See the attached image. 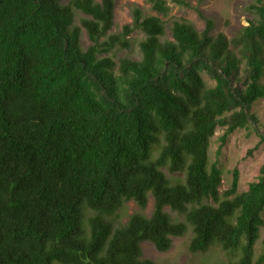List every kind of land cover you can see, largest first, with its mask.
I'll use <instances>...</instances> for the list:
<instances>
[{
    "label": "trees",
    "instance_id": "16d2710c",
    "mask_svg": "<svg viewBox=\"0 0 264 264\" xmlns=\"http://www.w3.org/2000/svg\"><path fill=\"white\" fill-rule=\"evenodd\" d=\"M114 5L0 0V264H157L141 242L166 251L189 229L190 252L216 245L229 264H264V249L255 257L264 160L246 189L234 168L220 191L222 169L209 158L218 127V152L237 128L258 135L248 154L264 142L253 110L264 97V0H250L232 37L212 33L198 5L200 30L181 18L168 36L161 16L136 6L131 24L108 33ZM135 28L140 56L116 58ZM130 199L140 209L116 223Z\"/></svg>",
    "mask_w": 264,
    "mask_h": 264
},
{
    "label": "rangeland",
    "instance_id": "374dc122",
    "mask_svg": "<svg viewBox=\"0 0 264 264\" xmlns=\"http://www.w3.org/2000/svg\"><path fill=\"white\" fill-rule=\"evenodd\" d=\"M191 6L178 4L172 0H167L170 6L166 14L157 12L151 7L149 0H115L113 25L108 33H114L122 30L124 24H131L133 19L132 10L139 7L145 14H157L165 21L166 34L170 36V25L174 20L185 18L191 21L194 26L200 30L205 26V19L201 16L195 5H198L205 17L214 20V28L212 33L223 31L228 37H232L243 25L247 24L248 18L251 16L248 10L250 0H187ZM62 3L68 0H61ZM76 12L75 21L78 22ZM129 46L116 47L112 50L113 55L117 58L123 55H129L133 58L140 56L139 40L143 38L144 33L135 28L128 33ZM91 43L84 28H82L81 44L86 47ZM111 53V52H110ZM112 54V53H111ZM264 80V77H263ZM253 110L258 118L264 121V97L254 103ZM224 129L218 127L211 138L209 146V158L211 162H216L222 169V183L219 187L220 191L229 187L234 168L238 169L239 184L238 190L247 188L248 183L253 180L259 171V166L264 160V142L259 147L254 148L250 154L248 149L252 148L258 140V135L252 126L246 128H237L230 133L226 142L217 151L220 143L219 136ZM168 176H182L181 173L174 174L163 167ZM153 195L149 192L147 203L143 208L146 215H150L153 208ZM140 209L134 200H127L120 209V215L116 223H123L128 216L135 210ZM165 209L171 214L174 220L181 219V215L172 210L169 206ZM264 216V211H263ZM191 237L189 229L183 235L173 236L172 245L166 251L158 250L152 241L144 240L141 242V257L153 259L157 264H219L226 263L232 259V255L224 251L219 246H212L205 252H190L188 242ZM264 249V225L260 227V235L255 244V257ZM234 259V258H233Z\"/></svg>",
    "mask_w": 264,
    "mask_h": 264
}]
</instances>
